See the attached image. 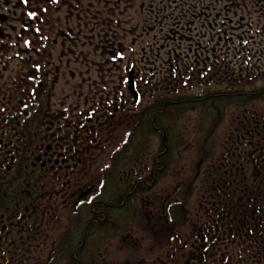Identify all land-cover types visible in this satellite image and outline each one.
Listing matches in <instances>:
<instances>
[{
    "label": "flooded vegetation",
    "instance_id": "flooded-vegetation-1",
    "mask_svg": "<svg viewBox=\"0 0 264 264\" xmlns=\"http://www.w3.org/2000/svg\"><path fill=\"white\" fill-rule=\"evenodd\" d=\"M226 1L242 14L229 37L234 19L224 21L222 11L205 16L199 0H0V264H197L211 243L212 256L233 264L243 232L264 213V122L253 128L244 117L242 130L218 141L214 191L198 226L188 198L177 223L176 192L188 182L185 150L177 152L183 166L173 180L176 152L163 129L154 137L150 113L156 96L165 111L162 94L171 86L151 88L146 68L155 57L146 48L161 45L156 37L176 20L213 18L209 44L237 38L247 49L239 73L212 48L210 69L181 78V91L239 88L241 95L264 86L256 52L264 48L250 46L254 31H240L254 14L264 19V0ZM248 5L254 10L245 15ZM122 128L123 138H114ZM130 130L131 154L116 157ZM141 213L151 233L137 234Z\"/></svg>",
    "mask_w": 264,
    "mask_h": 264
},
{
    "label": "trees",
    "instance_id": "trees-1",
    "mask_svg": "<svg viewBox=\"0 0 264 264\" xmlns=\"http://www.w3.org/2000/svg\"><path fill=\"white\" fill-rule=\"evenodd\" d=\"M221 90V91H220ZM219 92L205 91L199 94L168 89L162 97L167 103L165 111L161 108L163 99L158 96L150 104V113L155 122L152 134L154 137H162L156 129H163L171 146L172 154L185 150L186 166L188 167V182L183 188H179L176 196L181 199L173 208V214L177 216V223L183 217V210L187 208L183 198H188L191 208L196 207L193 219L196 228L201 217L203 201L213 195L214 187V161L216 158L215 149L218 141L224 139L217 136L219 129L224 122V116L230 108H242L245 103L260 101L264 102V88L254 87L246 89L244 95H240L239 88L230 90L219 89ZM157 106V107H156ZM155 117V118H154ZM144 120V114H140L136 121ZM131 130L128 132V143L121 145L117 150V156L131 154L132 144L130 142ZM138 137H146L145 129H136ZM216 136L219 138L218 141ZM188 143L194 147L192 152L186 151ZM191 154V155H189ZM122 160L119 159V162ZM118 162V163H119ZM256 226L247 232H243L241 249H234L232 255L233 264H264V213L258 212L255 217ZM178 225V224H177ZM179 227V225L177 226ZM76 229L77 238L82 236L84 230ZM208 255L202 258L195 257L197 264H221L218 255L213 254L212 243L208 245ZM183 263V262H182Z\"/></svg>",
    "mask_w": 264,
    "mask_h": 264
},
{
    "label": "rangeland",
    "instance_id": "rangeland-1",
    "mask_svg": "<svg viewBox=\"0 0 264 264\" xmlns=\"http://www.w3.org/2000/svg\"><path fill=\"white\" fill-rule=\"evenodd\" d=\"M200 2L203 3V7L205 6V16H213L215 18L216 12H221L222 11V17L224 21H226L227 16L230 18H233L232 24L230 22H227V35L228 37L231 35H234L235 30L232 29V27L240 28L238 25V21L240 20V17L242 14L240 13L238 16L234 14V10H231L229 6L230 2L226 0H222V3H216L212 2L209 3L211 0H199ZM249 3V2H248ZM217 7V8H216ZM216 8V9H215ZM242 10L245 12V15H247L248 11L251 12L254 9L252 7L249 8V5L247 7L243 6L241 7ZM229 12V13H228ZM183 13L181 15H175L178 18H182ZM213 18L207 19L206 17L199 18V17H194L193 20L195 21L193 25H189V21L182 22V20H176L175 24L170 25L167 29L161 32L158 37H156L157 40H161V45L158 47H147L146 52H147V57L148 56H155L153 60L147 61L146 63V68H147V76H148V82H150V87L155 88L154 86L157 85V82H160L159 87L165 86L168 87L171 86V89L174 87L178 86L179 92L181 91L182 84L181 78L186 80L189 79L190 75L192 72H198L199 67L201 68H208L210 69V64L213 63V56L212 54L213 50L212 48L217 49V53H215V56L218 57V61H222L223 63H226L228 66H230L232 69H234L235 72H238L239 65L241 64L240 62V52L247 50L244 46V44L241 47L237 46V38L234 40V43L229 39V41L221 42L220 44L217 45V43L213 42L212 44H209L208 40H210V29H208L207 23L213 21ZM220 19V20H221ZM178 21H181V24L178 23ZM240 25L243 27L240 31H247L251 30L256 33V45H250L251 47H261L264 48V19L262 18L260 21H258V16L254 14L252 21H244L241 22ZM205 27L204 28H202ZM258 32V34H257ZM159 33V32H158ZM214 32L213 34H215ZM240 34V33H238ZM231 38V37H230ZM152 40L153 38H149ZM148 40V39H147ZM146 40V41H147ZM170 40V41H168ZM254 41V40H253ZM244 42V41H243ZM255 42V41H254ZM217 45V47H215ZM251 49V48H250ZM242 50V51H241ZM256 52L259 54L257 55L258 57L263 56V60L261 61V64H264V55L260 54L262 49H257ZM210 52V53H209ZM207 54L210 56L209 60L207 59ZM256 59V58H255ZM203 62H207L206 65H204ZM256 64V63H255ZM261 66V65H260ZM178 71L180 72V77H175L178 74ZM214 73V71H213ZM236 73V75H237ZM180 79V81H179ZM181 83V84H180ZM204 84V83H203ZM74 88H77L75 86H69L67 87L66 91L70 95L76 94V91H74ZM181 88V89H180ZM260 88H264V86H260ZM247 89V88H246ZM252 89V88H248ZM212 91V92H219V89H201L198 88L196 90H192V92L188 89H184L182 91L183 93L185 92H190L188 94H199L205 91ZM225 90V89H223ZM221 91V90H220ZM228 91V90H227ZM88 93V90L86 91ZM79 94V93H78ZM66 95V94H65ZM246 109H241V108H236L231 106L229 110L226 111L225 116H224V122L222 123L219 132L217 133V136H222L223 138H227L228 132L232 129L234 130H242L243 124H241V121L244 120V117L248 118V122L251 123L252 127H256L257 124L261 123L260 126H263L264 122V102L260 101H255L251 102L250 104L247 105ZM126 131V129H119L114 133L112 136H120L121 139L123 138V134ZM114 136V138H115ZM216 136L217 140L219 138ZM229 137V136H228ZM116 141V139H115ZM219 143V142H218ZM158 144V141H157ZM156 144V145H157ZM220 144V143H219ZM117 145V143H116ZM115 145V146H116ZM193 145V144H192ZM191 145V143H188L186 147V151L192 152L194 150V147ZM114 146V147H115ZM219 146V145H218ZM217 146V147H218ZM113 147V148H114ZM113 150L108 149V154L106 155V159L110 155V151ZM183 155V152L182 154ZM191 155V154H189ZM105 159V161H106ZM105 161L101 164V166H104ZM100 166V167H101ZM180 166H183L181 163V156L179 154H175V158L173 159V166L172 170H176L177 172L173 173V180L176 178V176L179 174L180 171ZM99 168L94 166L93 169ZM177 181V180H176ZM176 181L174 183H176ZM140 219L139 222L141 223L138 225H135L137 234H146V233H151L148 231V221L146 216H144V213L140 214ZM63 222H59L58 225L61 226ZM150 229V228H149Z\"/></svg>",
    "mask_w": 264,
    "mask_h": 264
},
{
    "label": "water",
    "instance_id": "water-1",
    "mask_svg": "<svg viewBox=\"0 0 264 264\" xmlns=\"http://www.w3.org/2000/svg\"><path fill=\"white\" fill-rule=\"evenodd\" d=\"M164 142H165V139H164Z\"/></svg>",
    "mask_w": 264,
    "mask_h": 264
}]
</instances>
